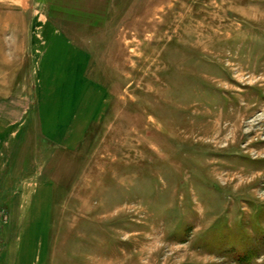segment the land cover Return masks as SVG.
Here are the masks:
<instances>
[{"label": "rangeland", "instance_id": "rangeland-1", "mask_svg": "<svg viewBox=\"0 0 264 264\" xmlns=\"http://www.w3.org/2000/svg\"><path fill=\"white\" fill-rule=\"evenodd\" d=\"M0 264H264V0H0Z\"/></svg>", "mask_w": 264, "mask_h": 264}]
</instances>
